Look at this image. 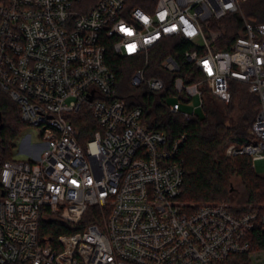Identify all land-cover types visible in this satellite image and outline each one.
Segmentation results:
<instances>
[{"label":"built area","instance_id":"built-area-1","mask_svg":"<svg viewBox=\"0 0 264 264\" xmlns=\"http://www.w3.org/2000/svg\"><path fill=\"white\" fill-rule=\"evenodd\" d=\"M246 1L157 0L152 11L129 8V0L0 3V92L41 141L23 139L29 160H0V264H264V206L236 213L226 203L183 201L185 136L170 144L147 129L143 109L129 103L135 95L120 94L108 65L110 46L140 59L131 87L160 92L162 79L146 77L150 55L184 38L192 45L185 63L202 78L174 79L171 112L189 119L205 86L228 103L231 84H246L261 104L254 140L227 154L264 160V23L245 20L228 51L215 49L220 34L210 29ZM162 67L180 71L173 57ZM85 110L97 128L82 144L71 116ZM91 209V221L72 234L40 232L47 214L77 226Z\"/></svg>","mask_w":264,"mask_h":264},{"label":"trees","instance_id":"trees-1","mask_svg":"<svg viewBox=\"0 0 264 264\" xmlns=\"http://www.w3.org/2000/svg\"><path fill=\"white\" fill-rule=\"evenodd\" d=\"M8 1L0 0V3ZM156 3L157 0H129L128 7L152 11ZM248 3H250L248 9L244 11L242 5V13L229 14L221 20L211 21V31L220 34L215 43L217 51L231 50L236 40L244 36L245 20L255 25L264 23V0H251ZM191 48V43L180 37L163 42L150 55L146 77L162 79L165 88L160 92H152L142 86L136 89L137 93L129 100V103L131 106L141 107L143 124L146 128L164 133L170 144L180 136H185L179 151V159L183 161L184 167L181 193L183 201L191 204L229 202L234 179H239L247 193L243 203L263 204L264 176L255 172L251 157L226 156L229 146H241L253 142L254 138L250 130L260 111L261 104L258 96L249 94L246 84L233 82L231 84L232 99L225 103L215 97L205 86L203 118L196 114L185 119L170 110L171 97L175 94L174 79L181 77L187 83H195L202 78L194 65L185 63L184 54ZM168 57H173L178 63L179 72L171 73L162 67V62ZM108 65L117 75L119 89L124 81L131 87V78L136 69L142 66V62L140 59L118 56L110 46ZM241 93L245 96L240 103L241 113L235 116L236 107L233 102ZM0 113L2 115L0 160L4 162L13 159L15 143L28 125L22 122L19 107L1 92ZM71 120L80 132L81 143L90 139L97 128L90 110L72 115ZM3 190L0 183V196ZM248 210L235 208L233 211L242 213ZM91 213H95V210H89L77 226L47 214L40 222V232L43 236H50L52 239L59 235L72 234L91 221Z\"/></svg>","mask_w":264,"mask_h":264},{"label":"rangeland","instance_id":"rangeland-1","mask_svg":"<svg viewBox=\"0 0 264 264\" xmlns=\"http://www.w3.org/2000/svg\"><path fill=\"white\" fill-rule=\"evenodd\" d=\"M251 0H247L244 4H243V11L248 9V6L250 3ZM247 3V4H246ZM246 4V5H245ZM247 89V92L251 95H253L248 88ZM119 92L122 96L126 97V98H130L132 96H134L137 91L136 89L130 87L128 85V83L126 81L122 82L119 86ZM7 96V95H6ZM245 96H243V94L241 93L239 96H237L235 99H234V105L236 107L235 111H234V115L235 116H238L241 111V102L243 101L242 99H244ZM179 100L178 99H171V103H174V102H178ZM197 100H195L196 102ZM195 105H198L195 104ZM191 107V108H186L187 110H193L194 106ZM239 109V110H238ZM87 110H85L86 112ZM197 114L203 118L204 117V111L202 108H199L197 110ZM27 135H31L32 136V141L33 143H39L41 142L40 141V138H39V135H38V131L33 128L32 126H27V128H25V130L21 133V135L19 136L18 140L16 141L15 145V149L13 151V158L16 159V160H29L31 157L22 153L20 151V148H21V144H22V141L23 139L27 136ZM84 142H82V144H84ZM228 149V148H227ZM226 156H228L227 154V150H226ZM230 158H233L234 156H228ZM253 166H254V169H255V172L260 175V176H264V160H254L253 161ZM230 197H231V200L229 202H220V203H226V204H229L233 209L237 208V209H242V208H247V209H255V208H261L264 206V203L263 204H257V205H254V204H246V203H243V201L246 200L247 198V193L245 191V188L243 187L241 181L239 179H234V183H233V190L230 194Z\"/></svg>","mask_w":264,"mask_h":264},{"label":"water","instance_id":"water-1","mask_svg":"<svg viewBox=\"0 0 264 264\" xmlns=\"http://www.w3.org/2000/svg\"><path fill=\"white\" fill-rule=\"evenodd\" d=\"M0 121H2V115H1V113H0ZM1 128H2V123L0 124V130H1ZM1 195L4 196V192H2Z\"/></svg>","mask_w":264,"mask_h":264}]
</instances>
